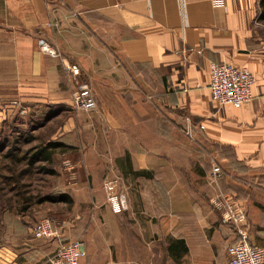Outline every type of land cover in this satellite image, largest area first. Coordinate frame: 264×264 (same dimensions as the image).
<instances>
[{"label":"crops","instance_id":"0c3cea01","mask_svg":"<svg viewBox=\"0 0 264 264\" xmlns=\"http://www.w3.org/2000/svg\"><path fill=\"white\" fill-rule=\"evenodd\" d=\"M262 12L260 0H0V121L67 111L50 139L73 149L76 133L91 131L81 139L79 174L129 181L128 189L119 181L129 195L118 213L104 198L92 200L105 194L103 180L71 187L60 241L84 242L82 264H226L236 234L210 202L216 187L201 152L222 167L218 187L245 207L250 242L264 246ZM40 37L60 55L41 52ZM210 62L249 69L252 100L215 103ZM81 82L97 107L73 114ZM185 132L198 153L186 150L178 137ZM164 143L176 154L154 155ZM21 224L0 234V264H48L59 241L35 238L33 223Z\"/></svg>","mask_w":264,"mask_h":264},{"label":"rangeland","instance_id":"374dc122","mask_svg":"<svg viewBox=\"0 0 264 264\" xmlns=\"http://www.w3.org/2000/svg\"><path fill=\"white\" fill-rule=\"evenodd\" d=\"M89 111V110H84L80 108H74L73 114H75V111ZM46 112L47 118L43 119V113ZM43 113H40L38 115H25L23 119H20V116L17 117L18 120H16V124L10 121L11 117L6 119L3 124H0V128H2V131H0V136L2 139L3 135H5L6 139L9 140L7 142V145L3 148L2 151H0V155L4 154L10 146V142L15 139L13 138V134L19 133L22 130H25V134H19L18 136L20 137L19 139V145L18 148L19 150L16 152L18 155L22 156V163H19L17 165L18 169H23L25 172L23 174V181L21 182L20 186V193L23 195H18L16 194V191H13V189H10L8 183H4L2 179H5L2 174H10L12 173L10 168L8 167V157L6 159L1 158V163H0V181H1V186H3V190L0 191V234H2L5 230L7 232V228H13L18 225V223H22L20 226L21 228L23 227L24 223H34L37 219L43 216L50 217L54 224L58 226L59 230L61 231V235L63 233L64 229V224L65 220H70L72 217V212H73V204L72 206L69 205L67 202H59V201H52L50 199H44L42 201H38V199L43 198L44 196H56L60 194L62 191H67L69 195L70 191H72L71 187H76L80 186L78 183L83 185V181L85 182L84 185H86V181L89 180L90 183L93 180L94 184L98 180L99 183H102V180L104 181L105 179L112 178V177H101V178H90V177H85L81 176L82 174H79L80 168L83 169L84 167H79L81 163V158L86 157L84 155V152H80V147L82 146L81 139L87 141L89 134L91 133L90 130L85 129L80 133H76V136L78 137V144L80 146L73 147V149L70 148V150L66 151L65 153L61 151H57L53 154L52 156V161L50 163H43L42 161H34V163L31 165H27V161L29 158L31 159V147L39 144L40 142H46V140L50 139V136L53 135V133L56 131V129L63 123V121L66 118V114H68L67 111L61 112L57 115H55L56 111L53 112L51 110H45ZM28 116L31 120H29V125H35L37 127V119L41 122V125L38 126L34 131H29L26 128H29V125L27 124L28 122ZM32 116V117H30ZM22 117V116H21ZM76 116H74V119ZM0 122H3L1 120ZM25 123V125H23ZM94 131V130H93ZM98 131V130H97ZM186 131V130H185ZM4 132V133H3ZM98 136L105 137L104 135V130H99L97 132ZM3 134V135H2ZM31 135V139H28V136ZM94 135V134H92ZM173 141L176 142V132H174V135H172ZM175 136V137H174ZM184 136L186 143L185 147L188 152H192L191 154L198 153L197 148H195L191 144H187V142L190 141V136L188 133H183L179 135L178 137ZM52 139V138H51ZM171 139L169 138V141ZM175 144V143H174ZM84 147V146H83ZM88 146H86L87 149ZM195 151V152H194ZM200 152V151H199ZM155 153L161 155L162 157H166L167 155H174L176 154V146L172 144H160L155 146L154 145V155ZM200 156L198 157V162L199 159L202 158L203 164H210L212 166V160L211 157H209V154L206 152H201L199 154ZM190 156L188 157V159ZM3 164V166H2ZM198 164V163H197ZM45 166L46 169L51 168L54 170V173H48L45 172L41 169L40 166ZM219 165V164H218ZM2 166V168H1ZM73 166V167H72ZM220 166V165H219ZM14 167L15 166H11ZM221 171L222 167L220 166ZM73 170V172L77 173V178L76 177H71L70 173ZM122 183L121 186L124 185L123 187L128 186V178L126 176L121 177ZM118 178V185L115 187L114 193L118 195H122L125 198V202L127 203L128 201V193L127 192H122L123 189L119 188V181H121ZM206 182V180L204 179ZM77 182L76 184H71ZM204 182V183H205ZM217 183L219 181L217 180ZM221 186V184H220ZM222 187V186H221ZM210 188V187H209ZM128 189V188H127ZM211 190V189H210ZM207 190V191H210ZM228 191V190H227ZM211 193V191H210ZM208 192V194H210ZM75 195H78L80 193H74ZM103 197L102 199H96L95 195L93 196V201H98V200H106L108 203L107 199V192L105 194H101ZM205 196V193H204ZM210 196V195H209ZM26 198H29L28 200ZM26 199V200H25ZM207 201L208 196H206ZM25 202V204L28 202L30 206L27 209L22 210L21 206ZM126 209V208H125ZM121 212V211H120ZM118 213V212H117ZM124 216H127V212H125ZM16 228V227H15ZM17 230V231H16ZM16 232H18V229H15Z\"/></svg>","mask_w":264,"mask_h":264},{"label":"built area","instance_id":"2783aa9c","mask_svg":"<svg viewBox=\"0 0 264 264\" xmlns=\"http://www.w3.org/2000/svg\"><path fill=\"white\" fill-rule=\"evenodd\" d=\"M211 1L215 6H221L224 3V0ZM49 24L50 22L47 23V25ZM37 47L41 52L50 56L60 55L58 49L44 37L38 38ZM71 72L78 74L79 70L77 67H72ZM208 77L207 86L210 97L218 105L230 104L239 107L252 100V86L255 77L246 67H239L230 62H210ZM72 104L73 107L84 110H94L97 107L96 99L87 82H81L74 88ZM211 170L212 182L216 189L210 197V202L220 211L224 220L229 223L236 234L235 240L227 247L228 260L226 264H264V246L253 244L249 240L245 207L234 194L218 187L217 180L222 171L216 162H212ZM117 185L118 179L114 177L103 181L111 209L116 213L127 207L125 198L114 193ZM31 233L38 239L59 241L48 264H82L80 260L85 254L84 242L80 239L68 242L60 241L61 231L50 217L43 216L37 219L31 227Z\"/></svg>","mask_w":264,"mask_h":264},{"label":"trees","instance_id":"16d2710c","mask_svg":"<svg viewBox=\"0 0 264 264\" xmlns=\"http://www.w3.org/2000/svg\"><path fill=\"white\" fill-rule=\"evenodd\" d=\"M260 3L264 9V0H260ZM262 16H264V12H262ZM30 114H32V113H30ZM30 114H28V115H30ZM46 114H47L46 112L43 113V117L46 116L43 119H46L48 117ZM18 116L19 115H14L10 119L11 122H12V120L14 121L13 123H15V125H17L16 120H18L17 119ZM30 117H32V116H30ZM20 119H23V117L20 116ZM5 120H3V122H0V124L5 123L4 122ZM29 120H31V119L28 116V122H27L28 125H29ZM37 125L38 126L41 125V122L38 119H37ZM34 128H36L35 125L31 124V125H29V128L27 127L26 129L29 131H33ZM0 131H2V128H0ZM19 134H25V130H22L21 132L19 131V133L13 134V135H15V136H13V138H15V139H13L10 142L11 144L7 148L8 150L4 154L0 155V163L2 162L1 158L6 159V157L9 156L8 157L9 158L8 159V163H9L8 167L10 168L12 173L2 174V176H4V178H5V179H2V181L4 183H8L10 189H13V191H16V194L23 195L20 193V191H21L20 186H21V182L23 181V174L25 171L23 169L17 168V165L19 163H22L23 157L18 155V153H16L19 150V148H18V145L20 142L19 141L20 137L18 136ZM3 138L4 139H2L0 136V151L3 150V148L7 145V142L9 141V140H5L6 139L5 135H3ZM31 138H32L31 135H29L28 139H31ZM70 148H71L70 145L65 144L61 140L49 139V140H46V142H40L39 144H36V145L31 147V152H32L31 159L29 158V160L27 161L26 164L32 165L34 163V161H42L43 163H50L52 161V156L55 152L61 151V152L65 153L67 151V149H70ZM2 166H3V164H2ZM2 166H1V168H2ZM11 166H15V169H14V167H11ZM40 167L45 172L54 173V170L51 168L46 169L45 166H42V165ZM0 183H1V181H0ZM2 190H3V186H1V184H0V191H2ZM26 199L28 200L29 198H26ZM44 199H50L52 201H59V202H62V201L67 202L71 206L73 204L72 198L65 191H62L60 194H58L56 196H44L43 198L38 199V201L40 202ZM25 202L26 201H24V203L21 206L22 210L27 209L30 206V204H28V202L26 204H25Z\"/></svg>","mask_w":264,"mask_h":264}]
</instances>
